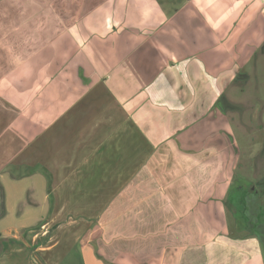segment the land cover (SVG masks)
I'll list each match as a JSON object with an SVG mask.
<instances>
[{
  "label": "crops",
  "instance_id": "1",
  "mask_svg": "<svg viewBox=\"0 0 264 264\" xmlns=\"http://www.w3.org/2000/svg\"><path fill=\"white\" fill-rule=\"evenodd\" d=\"M263 41L264 0H0V264H261L210 110Z\"/></svg>",
  "mask_w": 264,
  "mask_h": 264
},
{
  "label": "rangeland",
  "instance_id": "2",
  "mask_svg": "<svg viewBox=\"0 0 264 264\" xmlns=\"http://www.w3.org/2000/svg\"><path fill=\"white\" fill-rule=\"evenodd\" d=\"M247 60L243 68V73L247 75V78L236 81L234 78L235 73L227 70L224 76L225 88L223 90L212 89L215 92L216 90H221L228 103L233 105V107L226 106L225 109H222L221 103L218 100L210 110L211 118H215L216 124L218 121L220 122V127L213 126V129L220 135L222 141H225V144L221 145V148H224V152L219 156L221 158L225 155L227 163L231 168L227 190L230 194H236L239 187L246 189L250 184L255 186L259 192H264V55H261L259 52L256 58L253 60L248 58ZM12 164L8 163L6 166L0 168V182L3 183L1 191L5 190L6 194L8 193L6 187L11 189L12 181L14 183L18 179L19 184L16 186L21 187L26 177L24 172L20 170L18 174H15L17 169L14 168V164L16 162H12ZM260 183L262 184L261 187L259 186ZM2 192L0 193V212L3 205ZM229 196L232 198L234 195ZM22 197L25 202H28V199L31 200V195H23ZM226 199L227 195L225 196V201ZM256 204H264V194L259 195ZM241 206L242 204L238 205V207ZM256 206L254 205V207ZM255 210L253 208V211ZM238 217L231 210L230 203L225 204V224L227 229H229L228 236L233 239L257 240L255 230H253V233L235 226V222L238 223V221L240 224H243V216L238 214ZM256 217L255 219L253 218L252 223L256 222ZM3 225L2 220L0 228ZM55 228V224L51 225V228L47 229L48 231L44 237L40 236L41 231H35L38 233L36 238L32 237L34 232L24 234L23 240L20 239L18 243L22 244L23 248L17 247L19 250H12L18 256H21V258L27 257L26 264L38 263V260H32L35 256V258H41L38 252L34 251V246L42 242L41 239H43V242H46L49 238V243L57 240ZM1 244L2 240L0 239ZM257 254L261 264H264V244L259 241L257 242ZM0 256H2V253ZM72 261L67 260L64 264H73Z\"/></svg>",
  "mask_w": 264,
  "mask_h": 264
},
{
  "label": "flooded vegetation",
  "instance_id": "3",
  "mask_svg": "<svg viewBox=\"0 0 264 264\" xmlns=\"http://www.w3.org/2000/svg\"><path fill=\"white\" fill-rule=\"evenodd\" d=\"M259 52L261 55H264V41L256 50H254L250 59L253 60L254 58H256ZM244 65L245 64H243L241 66V69L235 73L234 78L236 81H238L239 79L247 78V75L243 73ZM219 101L221 103L222 109H225L226 106L233 107V105H230L228 103V101L226 100L223 94L220 95ZM261 185L262 184L260 183L259 186L261 187ZM263 194L264 192H259V190H257L255 186L250 184L246 189H242L239 187L236 194L227 193V199L225 201L226 205L230 203L231 210L233 211V213L236 211V209L241 210V214L243 216L242 219H244L243 224H240V222L238 221V223L235 222V226L239 227L240 229L244 228L251 232L255 230L257 241L261 242L262 244H264V204H256V201L258 200L259 195H263ZM229 195H234L232 198H236V203L233 202L234 200L233 201L231 200ZM239 204H242V206L238 207ZM254 205L257 206L254 207ZM253 208H255L256 210L253 211ZM255 216H257L255 220L256 222L252 223L251 221L253 220V218L255 219Z\"/></svg>",
  "mask_w": 264,
  "mask_h": 264
},
{
  "label": "trees",
  "instance_id": "4",
  "mask_svg": "<svg viewBox=\"0 0 264 264\" xmlns=\"http://www.w3.org/2000/svg\"><path fill=\"white\" fill-rule=\"evenodd\" d=\"M231 200H232V201L234 200L233 202L236 203V198H231ZM235 203H234V205H235ZM235 212H236V214H237V217H238V214H239V215H242V214H241V210H239V209H236ZM235 212H234V215L236 216ZM238 218H239V217H238Z\"/></svg>",
  "mask_w": 264,
  "mask_h": 264
}]
</instances>
